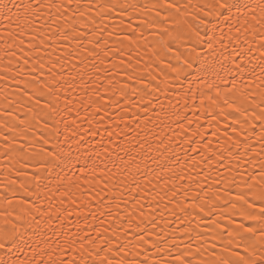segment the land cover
Listing matches in <instances>:
<instances>
[{
  "label": "snow or ice",
  "instance_id": "1",
  "mask_svg": "<svg viewBox=\"0 0 264 264\" xmlns=\"http://www.w3.org/2000/svg\"><path fill=\"white\" fill-rule=\"evenodd\" d=\"M0 264H264V0H0Z\"/></svg>",
  "mask_w": 264,
  "mask_h": 264
}]
</instances>
